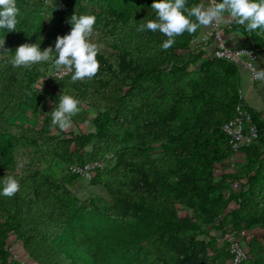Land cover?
I'll use <instances>...</instances> for the list:
<instances>
[{
  "label": "trees",
  "instance_id": "1",
  "mask_svg": "<svg viewBox=\"0 0 264 264\" xmlns=\"http://www.w3.org/2000/svg\"><path fill=\"white\" fill-rule=\"evenodd\" d=\"M151 3L17 0L22 29L6 34V47L37 39L41 48L54 46L76 11L96 14L91 39L103 47L98 73L76 82L70 74L44 81L46 62L0 64V177L21 180L14 196H0V264H21L11 256V235L38 264H229V230H264V124L253 110L261 137L243 149V176L215 177V163L232 152L222 125L240 98L241 67L215 57L214 43L211 51L210 44L192 46L205 34L202 26L160 48L165 34L136 27L155 18ZM230 25L225 36L236 30L249 39L245 46L264 48V31ZM63 88L81 98V108L96 111L72 118L94 131L70 137L52 126ZM108 155L110 164L91 181L112 204L79 198L71 185L81 176L71 166ZM230 180L240 187L225 197ZM247 247L242 264H264V242L253 238Z\"/></svg>",
  "mask_w": 264,
  "mask_h": 264
},
{
  "label": "clouds",
  "instance_id": "2",
  "mask_svg": "<svg viewBox=\"0 0 264 264\" xmlns=\"http://www.w3.org/2000/svg\"><path fill=\"white\" fill-rule=\"evenodd\" d=\"M151 7L155 10V18L136 27L138 31L165 34L167 38L159 45L162 49L172 46L180 34L195 33L201 26L225 20L243 25L248 32L264 31V0H199L191 6L188 0H152ZM19 13L17 0H0V33H3L0 37V64L31 68L36 64L43 67L46 62L50 71L45 76L61 77L58 80H62L70 73L72 82L90 79L98 73L100 60L97 57L103 45L91 39L97 24L95 13L74 12L69 17L71 30L58 34L54 46L41 48L37 39L36 42L21 43L13 50L5 46V37L10 30L22 29L17 26ZM254 76L264 80V68L255 69ZM58 96V102L55 99V106L51 109V124L65 130L81 111L83 101L70 89L63 88ZM20 189L21 180L16 174L0 177V196H14Z\"/></svg>",
  "mask_w": 264,
  "mask_h": 264
},
{
  "label": "built area",
  "instance_id": "3",
  "mask_svg": "<svg viewBox=\"0 0 264 264\" xmlns=\"http://www.w3.org/2000/svg\"><path fill=\"white\" fill-rule=\"evenodd\" d=\"M208 2H210V0H208ZM210 43L215 44V48L213 50V55L215 57L237 64L242 63L244 67L251 72L252 78L254 80H259L254 76V70L258 68L257 60L260 52L259 47L254 45L241 46L237 48L230 47L226 42L224 26L221 22L213 24L210 32L195 37L192 46L202 47ZM243 56L246 57V59H244ZM51 77L53 76H46L44 81H50ZM56 78L61 79V77ZM222 131L228 139L232 152L235 153H239L241 150L255 144L261 137L260 128L255 116L252 110L245 103L244 96L241 91L239 101L235 107V113L230 119L224 122L222 125ZM111 157L112 155H108L103 159H96L86 161L82 164L73 165L71 166V171L86 180H92L96 171L103 169ZM235 186L238 187L239 183L235 182ZM11 236H14V240L16 239L15 235ZM248 236L249 231L247 229H243L241 231H228L226 238L228 239L229 250L231 252L229 264H242L243 261L249 257L246 242V238Z\"/></svg>",
  "mask_w": 264,
  "mask_h": 264
},
{
  "label": "rangeland",
  "instance_id": "4",
  "mask_svg": "<svg viewBox=\"0 0 264 264\" xmlns=\"http://www.w3.org/2000/svg\"><path fill=\"white\" fill-rule=\"evenodd\" d=\"M221 23L223 24L224 21H222ZM243 58L246 59V57L244 56ZM82 111H87L90 116L96 115V111L91 110L88 107L81 108V112ZM27 118L29 120L38 121L37 117L33 115L32 113H28ZM94 130H95V127L91 123L89 124L72 123V125L67 129V136L71 137L73 134H76L79 132H90ZM246 153L247 152H245L244 150H241L239 153L231 152L229 156H226L222 160L217 161L215 163L216 180H221L222 177L226 174H235L239 177H242L243 176L242 170L248 161V157ZM161 154H162L161 149L156 148L154 155L161 156ZM56 170L59 171V168H56ZM235 182L239 183L238 180H235L232 183H231V180L228 181V183L226 184L227 188L224 191L225 197H229L233 191H236L239 189L240 184L238 187H236ZM71 188L76 193V195L83 200L93 199L100 206H109L112 204V199L110 195L108 194V192L105 190V188L101 185L93 184L91 180H86L81 177L73 185H71ZM247 230L249 231V236L246 238L247 239L246 242H249L253 238H258L259 240L264 242V230L263 229L252 228V229H247ZM226 240L228 242L227 238ZM9 241H10V252H11L12 258L19 260L21 264H38L29 257V254L24 249L23 243L21 240H18V239L14 240V236H11ZM222 244L223 243L221 241V246H223Z\"/></svg>",
  "mask_w": 264,
  "mask_h": 264
},
{
  "label": "crops",
  "instance_id": "5",
  "mask_svg": "<svg viewBox=\"0 0 264 264\" xmlns=\"http://www.w3.org/2000/svg\"><path fill=\"white\" fill-rule=\"evenodd\" d=\"M223 26L226 28L230 27V21L225 20ZM211 29L212 25L202 26V31L204 33L210 32ZM225 38L227 44L234 48L245 46L250 43L249 39L236 30H228L226 32ZM213 47L214 46L212 44L208 46L210 51L213 49ZM239 65L241 67L240 91L244 96V101L251 110L258 114L259 121L264 124V80H254L252 78L251 72L246 67H244L242 63ZM257 66L258 68H264V48L259 52Z\"/></svg>",
  "mask_w": 264,
  "mask_h": 264
}]
</instances>
